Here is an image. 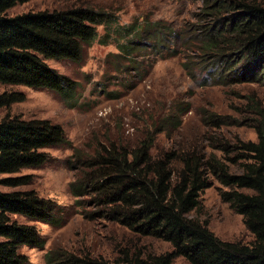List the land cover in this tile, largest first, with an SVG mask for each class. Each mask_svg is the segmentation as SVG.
Returning a JSON list of instances; mask_svg holds the SVG:
<instances>
[{
	"label": "trees",
	"instance_id": "obj_1",
	"mask_svg": "<svg viewBox=\"0 0 264 264\" xmlns=\"http://www.w3.org/2000/svg\"><path fill=\"white\" fill-rule=\"evenodd\" d=\"M29 0H0V84L46 89L57 93L70 108L78 105L80 84L58 73L47 61L82 64L94 42L114 43V71L133 72L136 88L157 59L192 53L182 63L191 79L203 76L201 85H264V0H202L198 23L185 33L164 27L161 21H136L120 26L114 16L92 6L79 5L52 12L8 16L7 11ZM103 27L99 36L97 27ZM167 32V33H166ZM184 34V36H183ZM141 40H145L142 43ZM150 50L151 59L138 57ZM145 55V54H144ZM24 100L21 93H0V109ZM182 113V112H180ZM252 118L244 120L256 134L255 142L241 143L240 173L233 174L215 157L195 150L152 154L155 136L163 123L179 125L170 117L130 144L98 143L90 155L72 149L69 184L76 207H92L86 219L102 218L139 237L167 242L171 251L142 257L127 248L113 261L90 253L48 251L46 264H172L181 257L189 264H264V105L251 100ZM207 124L224 125L215 114ZM175 122V123H174ZM70 145L65 130L47 119L0 121V175L37 169L48 160L46 150ZM73 160V162H72ZM234 161V160H233ZM209 176L227 190L219 198L237 215L252 236L250 243L223 241L204 222L189 218L199 207L200 194L210 187ZM27 176L0 180L5 187L26 185ZM57 202L34 190L0 191V264H28L22 246L42 249L43 238L34 223L61 228L67 216ZM21 218V219H19Z\"/></svg>",
	"mask_w": 264,
	"mask_h": 264
},
{
	"label": "rangeland",
	"instance_id": "obj_2",
	"mask_svg": "<svg viewBox=\"0 0 264 264\" xmlns=\"http://www.w3.org/2000/svg\"><path fill=\"white\" fill-rule=\"evenodd\" d=\"M79 5L105 11L114 16L120 26L136 21H161L164 27L185 33L191 24L198 23L202 0H29L15 5L7 15L52 12ZM96 29L102 36L103 27ZM114 53H117L114 43L100 45L96 41L88 49L82 64L47 61L49 67L80 84L81 97L74 108L68 107L57 93L46 89L0 84V93L13 91L24 96L22 102L0 109V121L7 116L23 120L47 119L63 127L70 144L46 150L49 160L40 168L0 175V180L27 176L26 185L12 188L0 184L1 192L32 189L40 197L55 200L67 216V222L61 228L34 223L45 245L42 249L19 248L28 264H46V252L57 250L90 253L110 261L115 260L124 248L130 253L139 250L143 258L171 251L167 242L136 236L102 218L86 219L89 212L96 210L74 206L76 199L69 190V184L75 178V172L70 169L72 149L80 150L85 156L90 155L98 143L123 139L134 144L152 132L158 126L156 123L166 122L170 117L172 122H177L179 118L177 127L163 123L164 131L155 136L153 155L171 150H195L223 161L230 173L239 174L240 164L244 162L239 159L243 155L241 143L256 141L254 130L244 120L252 118L253 98L264 105V85L211 81L202 86V75L197 73L196 79H191L183 70L182 63L192 56L191 52L184 51L178 57L157 59L150 75L134 88L133 72L114 71L115 59L106 64V56ZM149 53L147 50L138 59H151ZM210 114L221 118L224 125L207 124L204 119ZM209 183L210 187L200 194L198 209L190 212L188 217L204 222L223 241L250 243L253 238L241 216L219 198V192L227 189L211 176ZM172 264L189 263L178 257Z\"/></svg>",
	"mask_w": 264,
	"mask_h": 264
}]
</instances>
